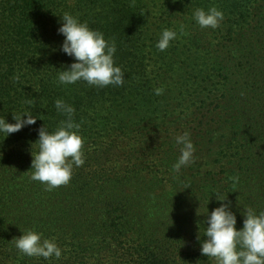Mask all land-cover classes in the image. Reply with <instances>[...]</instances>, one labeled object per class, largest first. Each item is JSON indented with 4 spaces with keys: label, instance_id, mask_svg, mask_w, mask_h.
Segmentation results:
<instances>
[{
    "label": "trees",
    "instance_id": "obj_1",
    "mask_svg": "<svg viewBox=\"0 0 264 264\" xmlns=\"http://www.w3.org/2000/svg\"><path fill=\"white\" fill-rule=\"evenodd\" d=\"M212 7L224 20L202 29L193 12ZM65 12L115 43L123 86L58 84L75 62L60 50ZM164 29L177 38L160 51ZM57 99L75 109L85 163L48 191L31 153L66 118ZM24 113L36 124L0 134V264H215L200 247L216 197L237 230L244 209L264 211V0H0V118ZM184 132L195 163L177 173ZM27 230L61 258L19 253Z\"/></svg>",
    "mask_w": 264,
    "mask_h": 264
},
{
    "label": "clouds",
    "instance_id": "obj_2",
    "mask_svg": "<svg viewBox=\"0 0 264 264\" xmlns=\"http://www.w3.org/2000/svg\"><path fill=\"white\" fill-rule=\"evenodd\" d=\"M59 17L57 32L64 37L60 50L75 62L57 70L58 84L72 85L83 81L97 88L123 86L124 72L115 65L114 60L117 51L115 43L109 42L102 32L91 29L86 22H81L70 13L65 12ZM193 19L202 29L215 30L223 22L224 14L216 7L207 12L197 8L193 12ZM176 38V31L164 29L156 47L165 51ZM162 91L157 88L155 94L161 95ZM54 106L66 118L52 132L45 124L42 125L38 129V140L33 144L38 150L31 153V179L44 184L48 191L68 185L73 167L85 163L84 138L79 134L81 125L73 119L75 109L63 99H57ZM37 119L30 113L13 116L15 123L0 118V134L8 137L35 125ZM175 143L180 155L173 165V171L179 173L182 168L195 163L196 150L188 132L176 135ZM216 199L220 206L210 213L206 209L204 237L207 239L201 241V255L214 260L215 264H264V211L257 213L252 208L244 209L243 227L237 230V218L231 210V202L227 197ZM12 241L18 252L28 257H42L45 260L54 257L59 260L62 256V249L54 240L44 238L42 233L34 230H27Z\"/></svg>",
    "mask_w": 264,
    "mask_h": 264
}]
</instances>
